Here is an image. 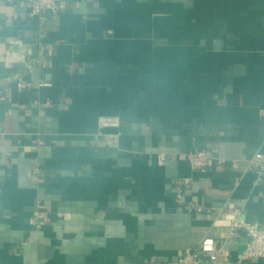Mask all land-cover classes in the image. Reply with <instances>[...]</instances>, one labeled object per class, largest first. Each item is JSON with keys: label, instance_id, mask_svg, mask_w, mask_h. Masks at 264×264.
<instances>
[{"label": "crops", "instance_id": "crops-1", "mask_svg": "<svg viewBox=\"0 0 264 264\" xmlns=\"http://www.w3.org/2000/svg\"><path fill=\"white\" fill-rule=\"evenodd\" d=\"M66 1L0 0V264H182L223 207L264 226V0ZM246 242L199 264H264Z\"/></svg>", "mask_w": 264, "mask_h": 264}, {"label": "built area", "instance_id": "built-area-1", "mask_svg": "<svg viewBox=\"0 0 264 264\" xmlns=\"http://www.w3.org/2000/svg\"><path fill=\"white\" fill-rule=\"evenodd\" d=\"M68 6L66 0H30V14L41 15L43 13H58ZM45 85L46 82H41ZM101 127H118L120 119L114 115H102L99 117ZM165 158V154H161ZM209 154L206 149H199L188 154V159L193 168L205 169L208 165ZM264 171V163L261 164L260 174ZM190 180L185 178V182ZM213 226L218 228L220 234L205 235L199 245L179 257L182 264H199L203 258L216 262L229 254L228 243L232 241L238 232L247 236L244 249L238 254V261L243 262L255 257H264V226L248 220L244 217L239 207H223L213 220Z\"/></svg>", "mask_w": 264, "mask_h": 264}]
</instances>
